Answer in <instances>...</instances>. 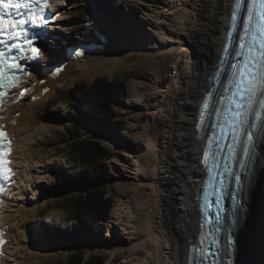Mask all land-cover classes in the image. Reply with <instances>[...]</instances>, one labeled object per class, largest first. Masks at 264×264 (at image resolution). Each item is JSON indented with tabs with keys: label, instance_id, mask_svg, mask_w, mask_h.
<instances>
[{
	"label": "bare ground",
	"instance_id": "bare-ground-1",
	"mask_svg": "<svg viewBox=\"0 0 264 264\" xmlns=\"http://www.w3.org/2000/svg\"><path fill=\"white\" fill-rule=\"evenodd\" d=\"M107 2L61 0L62 7L58 9L61 15L54 27L61 29L68 10L81 4H87L89 12L98 18L102 14L110 19ZM138 3L142 14L135 17L131 9L127 14L136 21L124 27L120 23L111 25L104 17L99 22L106 31L125 34L118 39L121 46L114 38L105 39L103 29L97 30L93 45L86 41L90 49L84 51V56L69 52L61 39L47 42L46 56L53 58L52 64H58L62 70L41 77L35 72L36 65L30 64L31 89L23 99L17 95L3 107V122L15 138L11 163L17 181L3 193L5 208L1 214L10 225L11 240L0 264H43L36 258L40 254L32 236L37 234V226L54 223L53 213L46 219L38 216L47 162L44 159L39 162L35 150L41 148L43 134L55 127L60 112H53L49 119L38 113L40 104L48 101L61 85L73 86L83 77L93 81L99 74L112 76L116 70L139 62H146L153 69L152 92L144 94L148 115L140 126L141 136L135 138L133 133L139 128L137 117L128 114L125 108L121 111L127 114L130 129L123 141L125 146L118 143L114 147L112 161L117 167V178H122L119 185L127 194L120 193L125 197L111 211L110 223L118 228L110 231L112 238L104 246L109 253L104 264H186L190 244L198 236L195 194L204 175L200 162L202 140L195 124L217 66L232 0H138ZM105 41L106 49L101 51ZM55 46L58 47L52 48ZM168 58L173 64L164 73L162 62ZM144 79L138 75L133 85L143 87ZM37 115L42 119L38 120ZM247 182L237 232L236 264H264V129Z\"/></svg>",
	"mask_w": 264,
	"mask_h": 264
},
{
	"label": "rangeland",
	"instance_id": "rangeland-1",
	"mask_svg": "<svg viewBox=\"0 0 264 264\" xmlns=\"http://www.w3.org/2000/svg\"><path fill=\"white\" fill-rule=\"evenodd\" d=\"M112 3L109 4L108 2L109 9L107 10V14L109 17L110 15H116L120 18L116 21H110L109 24L111 25L118 26L120 23V27H124L127 23L136 21L135 17L142 14V8L138 0H115V3ZM131 9L135 16L134 18L127 14ZM97 12L100 14L98 10ZM100 15L99 19L96 15L92 14V12H89L87 4H81L75 9H69L68 17L62 20L60 29L62 39L67 40L70 39L69 37H73L81 42L88 40V42L93 45L91 41H94L97 37V30L103 29V26L100 24L102 22V17L109 20L107 16ZM123 21L126 22L123 23ZM104 34L105 39L114 38L119 46H121V41H118V39L125 37V34L119 31L113 33L111 29H108V31L104 30ZM106 46L107 42L105 41L101 45L104 49L100 50L104 51ZM66 53L63 52V55H66ZM49 59L53 60L51 57H49ZM168 59L162 62L164 73H167L173 64V61ZM152 72L153 69L150 65L146 62H139L138 65L134 64L116 70L112 76L108 74L96 75V78L93 80L95 81L97 78L115 80L120 82L121 86L127 90L128 96L125 100L120 101L115 99L113 103L117 113L116 118L123 120V131H117L112 127L101 128L92 123L77 121L78 117L76 114L78 111L82 112L84 109V95L83 92L75 89L76 85L93 82L85 77L80 78L73 86L68 83L61 85L50 99L44 102V104H40L37 109V111L39 110L38 113L41 115L46 114V117L49 119H51L53 112H60V119L57 120L55 127L50 128L49 131L43 134L44 140L41 143V148L35 150L37 160L41 162L40 160L44 159L45 162H47L46 166H44L47 171H45L41 183L42 189H44V195L41 196L38 201V216L43 219L47 218L42 215V210L45 206H47L46 209L49 213H53L54 216V223L37 226V234L32 236L34 237V242H37L35 243L38 246L37 250L40 254V258H36L43 264H82L80 261L76 263V254L78 251L84 252L86 260H90L91 256L97 258L95 264H104L108 259L109 253L104 246H107L109 240L112 238L110 231L112 229L115 231L118 228L110 223L111 214L109 219L105 222V228L98 227L93 229L91 227V221H89L84 210L78 212L75 208L72 209L73 203H76L73 200L79 198L81 195L84 196L88 190L95 186L88 183L86 170L80 167L76 162L75 155L73 154V144L78 139L94 138L101 141L109 148L110 153L104 160L109 163L110 170L106 179L100 185L105 187L108 191V195L113 197V207H115L118 202V205H121V201H123L122 199L125 196L120 193H123V191L125 195L127 193L125 190L121 189V185H119V182H121L119 180L122 178H117V167L112 161L114 147L117 146L118 143L123 147L125 146L123 141L126 139L125 135L128 129H130L126 118L127 114H123L121 111L125 108L128 110V114L137 117L136 126L139 128H136L133 133L135 134V138L141 136L143 128L140 126L145 122L146 115H148V101H145L144 97L145 95H150V91L152 92L150 86V84H152L150 79ZM138 75H142L143 79L145 78L144 81L146 84H143L141 88L133 85L134 79ZM55 117L56 114L54 118ZM37 119L40 120L42 117L37 115ZM114 138L116 139L114 140ZM119 138L121 139L119 140ZM108 139L113 140L108 141ZM37 166L39 165L37 164ZM247 181H249V179ZM241 211L240 207L239 230L242 222ZM29 216L32 217L31 215ZM89 247H91V249H89Z\"/></svg>",
	"mask_w": 264,
	"mask_h": 264
},
{
	"label": "snow or ice",
	"instance_id": "snow-or-ice-1",
	"mask_svg": "<svg viewBox=\"0 0 264 264\" xmlns=\"http://www.w3.org/2000/svg\"><path fill=\"white\" fill-rule=\"evenodd\" d=\"M259 12L258 22L256 24L257 35L253 36L252 47H248L249 58L243 65L239 72L233 73L235 82V92L231 97H226L223 93H219V101L217 105L211 104L212 92L208 91L203 98L202 104L198 109V119L195 127L204 131V121L207 118L215 117L211 124L210 136L207 139V146H202L203 163L209 173L215 171V178L217 179V192L220 197L223 196V189L225 184L226 174L230 172L232 159L235 157V146L239 143V136L245 133L247 141L254 139L255 133L251 130L256 127V122L249 125L248 117L252 114L254 103L257 102V89L264 88V0H258ZM243 0H233L231 7L230 20L233 22L237 19V11L241 9ZM50 10L49 0H0V89L5 85H9L8 94H11L12 88L20 81V74L31 75L21 63L31 53L33 57L41 55L40 47L36 46V41L40 38L41 33L32 31L28 25L31 24L33 28H45L49 25L53 17L46 18V13ZM252 9H248V20H252ZM258 43V47H256ZM231 44V32L225 41V47L222 49L221 55L227 51ZM245 45L241 42V47ZM76 55L84 56L83 50L77 51ZM233 68L236 65L232 66ZM5 70L9 75L5 74ZM57 72L62 68L58 67ZM219 76L217 71L213 79ZM26 89H21L20 99H23ZM45 92L48 89L44 90ZM227 91V89H225ZM6 93L0 90V103ZM259 109L255 112L256 121H260L264 116V95L258 97ZM226 105V107H225ZM224 109L223 122H221V109ZM19 113H17L18 115ZM15 123V121H13ZM248 125L246 129L245 126ZM219 133V134H218ZM230 137V142H229ZM203 139V137H201ZM215 143V153L209 151L211 145ZM227 147V153L224 149ZM7 149L8 151H5ZM11 151V142L7 139V134L3 132L0 126V194L4 191L5 183H10V177L14 175L12 169L9 167L10 161L7 157ZM249 151L248 145H245L244 152ZM212 158L213 163L209 166V158ZM223 166V170L221 169ZM199 171V169L197 170ZM237 186L241 183V177L236 175L234 177ZM235 198V197H234ZM204 203L200 206V211L203 213V219L199 225L204 229L206 225L211 226L215 222L216 231H220L221 211L219 207V199L215 204H212L205 195L203 197ZM214 211L215 215L212 216ZM233 223H239V217L233 214ZM213 236L212 244H218L215 234L208 233ZM5 243L0 233V245ZM204 240L201 239L200 246L193 245L190 248V253L199 256L201 261L207 264H217L220 255L219 249L215 251L210 245L208 248H203ZM235 241H229V253L231 256V248Z\"/></svg>",
	"mask_w": 264,
	"mask_h": 264
},
{
	"label": "trees",
	"instance_id": "trees-1",
	"mask_svg": "<svg viewBox=\"0 0 264 264\" xmlns=\"http://www.w3.org/2000/svg\"><path fill=\"white\" fill-rule=\"evenodd\" d=\"M83 92L84 109L78 111L77 121L88 122L101 128L112 127L117 131H123V120L117 119L114 108V100L123 101L127 98L128 92L121 86V83L107 78H97L92 83H82L75 88ZM110 153L109 148L101 141L94 138L78 139L73 144V154L80 167L86 170L88 183L95 185L88 190L84 196L76 198L72 209L84 210L91 227H105L113 208L114 199L108 195V191L100 184L106 179L110 165L104 158ZM76 263L95 264L96 259L91 256L90 260L85 259L83 251H78Z\"/></svg>",
	"mask_w": 264,
	"mask_h": 264
},
{
	"label": "water",
	"instance_id": "water-1",
	"mask_svg": "<svg viewBox=\"0 0 264 264\" xmlns=\"http://www.w3.org/2000/svg\"><path fill=\"white\" fill-rule=\"evenodd\" d=\"M221 86H222V84L220 83V85H219V87H218V91H220ZM207 127H208V123L205 124V130L207 129ZM245 166H246V168H247V166H249V164H248V159H247V161L245 162ZM245 172H246V169H245L244 173H245ZM248 179H249V176H248ZM245 188H246V187H245ZM245 195H246V192H245Z\"/></svg>",
	"mask_w": 264,
	"mask_h": 264
}]
</instances>
